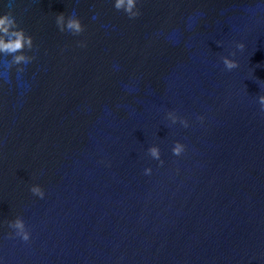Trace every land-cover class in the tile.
I'll return each instance as SVG.
<instances>
[{
	"label": "water",
	"instance_id": "1",
	"mask_svg": "<svg viewBox=\"0 0 264 264\" xmlns=\"http://www.w3.org/2000/svg\"><path fill=\"white\" fill-rule=\"evenodd\" d=\"M10 3L34 59L0 55V264H264V0Z\"/></svg>",
	"mask_w": 264,
	"mask_h": 264
},
{
	"label": "clouds",
	"instance_id": "2",
	"mask_svg": "<svg viewBox=\"0 0 264 264\" xmlns=\"http://www.w3.org/2000/svg\"><path fill=\"white\" fill-rule=\"evenodd\" d=\"M136 6V0H114V8L116 10H123L129 18H134L139 15L138 11H134ZM9 10L0 14V55L4 57H11L8 61V66H20L27 65L31 63L34 59L33 56L26 55L25 50L31 51L33 49V39L30 35H27L22 27L19 26L16 18L13 16L11 8V3L8 5ZM55 24L60 32L69 31L72 35H79L84 31V27L80 20L77 18L73 12L67 18L63 13L57 14L55 18ZM243 43H237L236 48L239 50L244 49ZM230 55H235V53H230ZM224 68L231 71L238 67V63L235 60L229 59L226 56L221 57ZM18 71H23L22 67L17 68ZM258 102L260 105V110L264 112V95L258 96ZM166 118L169 119L173 124L179 122L184 127H188V123L185 119L177 117L174 112H168ZM198 119H202L199 117ZM184 151V145L180 142H175L172 148V153L179 156ZM149 155L158 160H160V151L158 147L152 146L148 148ZM150 169L146 168L144 170L145 174L150 173ZM30 191L35 196L40 198L44 197V192L38 185H33L30 187ZM8 227L15 230V235L19 236L21 240L27 242L30 239V234L25 227L24 221L17 217L15 220L8 222Z\"/></svg>",
	"mask_w": 264,
	"mask_h": 264
}]
</instances>
